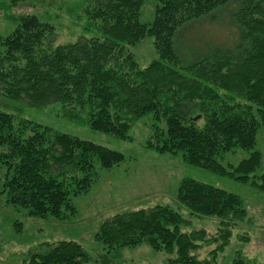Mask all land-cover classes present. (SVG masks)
Returning <instances> with one entry per match:
<instances>
[{"label": "trees", "instance_id": "obj_1", "mask_svg": "<svg viewBox=\"0 0 264 264\" xmlns=\"http://www.w3.org/2000/svg\"><path fill=\"white\" fill-rule=\"evenodd\" d=\"M25 0H10L11 6ZM232 0H156L153 20H140L144 0H86L88 22L75 42L48 41L54 26L25 13L7 35H0V95L36 105L57 100L66 117L92 129L128 139L140 117L152 118L147 147L181 153L184 161L264 193V170L256 175L261 153L254 149L264 124V0H239L234 14L246 48L239 63L214 52L183 63L175 33ZM30 2V1H29ZM153 39L156 57L140 68L131 47ZM242 43V44H243ZM200 115L199 119H194ZM0 109V167L7 204L30 217L61 219L74 214L71 196L87 193L98 169L124 160L115 150ZM164 124V128L160 127ZM26 130L30 133L26 134ZM240 148L249 151L236 165L221 163ZM177 202L191 215L216 217V236L204 229L184 232L181 213L164 204L124 209L102 222L94 234L107 251L148 244L167 255L165 264H219L199 259L204 244L227 245L231 228L247 220L242 198L193 178H183ZM22 264H86L82 245L62 239L42 244ZM230 264H254L239 252Z\"/></svg>", "mask_w": 264, "mask_h": 264}, {"label": "rangeland", "instance_id": "obj_2", "mask_svg": "<svg viewBox=\"0 0 264 264\" xmlns=\"http://www.w3.org/2000/svg\"><path fill=\"white\" fill-rule=\"evenodd\" d=\"M155 5L156 0H144L140 11L141 22L149 24L153 20ZM241 5V1L232 0L178 28L174 45L181 61L187 64L198 57L221 52L239 63L247 46L242 42L241 29L233 17ZM86 6V0H25L13 6L10 0H0V35L9 34L17 25L20 15L34 13L54 26V33L48 39L53 44L75 42L82 35L90 37L91 31L83 32V26L89 19L85 13ZM131 53L140 68L146 67L156 57L153 39L146 37L138 42L131 47ZM0 109L12 114L17 121L28 120L46 125L98 143L124 156L118 165L98 169L97 179L90 190L71 196L75 213H67L61 219L30 217L25 208L7 204L2 193L5 169L1 166L0 264H22L31 253L44 251L42 244L62 239L74 240L82 245L89 256L86 264H165L167 255L153 250L146 243L107 251L100 241L95 240L94 234L102 222L118 211L164 204L181 213L185 220L182 226L184 232L204 229L207 235L216 236L220 227L218 218L191 215L177 202V186L186 177L239 195L247 210V220L231 228L227 245L219 248L221 240L204 244L196 252L197 258L230 264L239 252L254 264H264V193L249 184L189 165L181 153H159L147 147L152 122L150 114L132 124L128 139H119L68 119L57 100L36 105L25 99L11 100L0 95ZM198 116L197 119L200 118ZM198 123L202 124L201 119ZM262 123L254 147L261 153L256 175L264 170ZM160 127L164 128V124H160ZM29 133L26 130V134ZM248 154L249 151L236 148L227 153L221 163L225 166L236 165Z\"/></svg>", "mask_w": 264, "mask_h": 264}, {"label": "water", "instance_id": "obj_3", "mask_svg": "<svg viewBox=\"0 0 264 264\" xmlns=\"http://www.w3.org/2000/svg\"><path fill=\"white\" fill-rule=\"evenodd\" d=\"M199 117V116H198ZM194 119H197V117H195Z\"/></svg>", "mask_w": 264, "mask_h": 264}]
</instances>
